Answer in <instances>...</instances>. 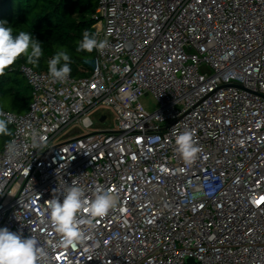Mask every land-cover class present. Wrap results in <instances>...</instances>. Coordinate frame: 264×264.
Wrapping results in <instances>:
<instances>
[{"label": "built area", "instance_id": "obj_1", "mask_svg": "<svg viewBox=\"0 0 264 264\" xmlns=\"http://www.w3.org/2000/svg\"><path fill=\"white\" fill-rule=\"evenodd\" d=\"M96 1L108 47L86 77L21 67L32 100L5 111L20 154L0 152V228L34 236L50 264H264V0ZM185 130L202 149L191 165L175 152ZM73 183L119 206L86 246L50 247L47 201Z\"/></svg>", "mask_w": 264, "mask_h": 264}, {"label": "clouds", "instance_id": "obj_2", "mask_svg": "<svg viewBox=\"0 0 264 264\" xmlns=\"http://www.w3.org/2000/svg\"><path fill=\"white\" fill-rule=\"evenodd\" d=\"M98 33L84 30L82 40L78 42L76 51L92 53L93 50L103 52L108 47L107 40L98 38ZM44 55L42 43L31 33L16 31L7 20H0V76L5 75L21 57L34 66ZM70 55L66 51L56 53L48 61V75L54 83H65L71 73ZM129 99H134L130 95ZM13 122L10 113L0 108V137H12L9 124ZM175 135V152L186 165H191L202 151L194 139V133L185 130ZM29 136L36 148L46 146V137L38 130L31 129ZM6 154L9 161L15 160L20 150L15 139L6 142ZM47 201V217L60 240L50 247L86 246V239L96 227L97 218L107 216L119 206L118 193L97 187L93 198L85 195L84 189L75 183L67 185L63 193L57 194ZM62 197V201H61ZM87 213V216H84ZM82 225L86 227H82ZM0 264H50L49 252L40 246L34 236L23 237L20 232L10 231L7 227L0 228Z\"/></svg>", "mask_w": 264, "mask_h": 264}, {"label": "trees", "instance_id": "obj_3", "mask_svg": "<svg viewBox=\"0 0 264 264\" xmlns=\"http://www.w3.org/2000/svg\"><path fill=\"white\" fill-rule=\"evenodd\" d=\"M98 17L96 0H0V20H7L17 32L31 33L42 43L44 52L38 66L21 57L0 76V108L17 114L26 113L32 92L21 67L27 65L39 72L46 71L48 61L60 51H66L71 57L70 76L74 79L86 77L87 62L96 59L95 51L78 53L76 48L84 30L96 33L94 26ZM10 139L0 137V152Z\"/></svg>", "mask_w": 264, "mask_h": 264}, {"label": "rangeland", "instance_id": "obj_4", "mask_svg": "<svg viewBox=\"0 0 264 264\" xmlns=\"http://www.w3.org/2000/svg\"><path fill=\"white\" fill-rule=\"evenodd\" d=\"M88 65H91L92 64V61H88L87 63ZM141 103L145 106V108L149 111H153L154 109L157 108V104H156V101L153 99V97L151 96H148V97H143L141 98ZM105 111H108V113L111 115L112 114V110L111 108H105L104 109ZM9 128L11 129V127L9 126ZM76 127L72 128L69 132H67V134H65V136L59 138V140L56 142V143H60V142H63L65 141L67 138H66V135H68L73 129H75ZM1 141V140H0Z\"/></svg>", "mask_w": 264, "mask_h": 264}]
</instances>
